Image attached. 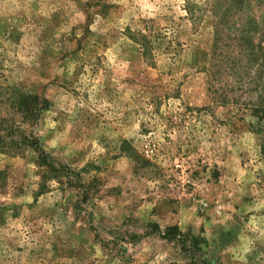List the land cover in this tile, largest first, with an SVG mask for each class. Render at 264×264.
Segmentation results:
<instances>
[{"label":"rangeland","instance_id":"obj_1","mask_svg":"<svg viewBox=\"0 0 264 264\" xmlns=\"http://www.w3.org/2000/svg\"><path fill=\"white\" fill-rule=\"evenodd\" d=\"M264 0H0V264H264Z\"/></svg>","mask_w":264,"mask_h":264},{"label":"trees","instance_id":"obj_2","mask_svg":"<svg viewBox=\"0 0 264 264\" xmlns=\"http://www.w3.org/2000/svg\"><path fill=\"white\" fill-rule=\"evenodd\" d=\"M263 114H264V112H263ZM264 145V144H263ZM264 151V150H263ZM191 264H198V263H196V262H192Z\"/></svg>","mask_w":264,"mask_h":264}]
</instances>
